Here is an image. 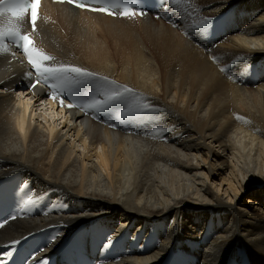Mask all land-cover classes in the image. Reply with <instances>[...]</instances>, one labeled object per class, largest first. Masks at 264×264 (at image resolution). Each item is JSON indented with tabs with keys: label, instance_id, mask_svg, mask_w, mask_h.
Listing matches in <instances>:
<instances>
[{
	"label": "bare ground",
	"instance_id": "obj_1",
	"mask_svg": "<svg viewBox=\"0 0 264 264\" xmlns=\"http://www.w3.org/2000/svg\"><path fill=\"white\" fill-rule=\"evenodd\" d=\"M176 7L178 28L65 5L39 17L35 47L51 63L133 90L112 124L84 132L51 100L26 97V56L0 54V180L16 191L0 245L46 228L45 252L95 239L124 249L100 264H264V0ZM224 14L234 31L203 51L204 19Z\"/></svg>",
	"mask_w": 264,
	"mask_h": 264
},
{
	"label": "snow or ice",
	"instance_id": "obj_2",
	"mask_svg": "<svg viewBox=\"0 0 264 264\" xmlns=\"http://www.w3.org/2000/svg\"><path fill=\"white\" fill-rule=\"evenodd\" d=\"M70 2L77 4L79 7H89V0H70ZM178 2L179 0H172L173 4H177ZM40 3L41 0H0V17L5 15L8 17L6 26L0 25V41L10 40L14 42L16 47L27 57L28 63L38 77L34 80L32 87L35 88L42 79L50 88L55 90L49 94L54 99L57 92L62 93L66 90L69 97L74 101V103L67 104L68 108L87 107L100 112L110 110L112 107L118 105H129L134 95L132 89L115 86V82L108 80L107 77L97 78L95 73L83 67L51 63L54 57L35 47V41L31 34L21 30V22L27 18L32 31H36ZM90 10L104 12L108 15H116L109 8L93 7ZM136 14L134 8L127 6L120 13L124 17H131ZM144 14L143 11L140 12V15ZM210 23L211 18H205L201 27L206 29ZM225 70L221 69V71ZM28 75L32 76V72H29ZM85 84L89 85L88 89L77 87ZM85 92H87L89 102L83 105L78 103V101L82 99ZM64 103V98L61 97V106H64ZM137 107H140L138 102ZM142 107L147 109L148 105L144 104ZM2 226L3 223L0 222V227ZM8 254L10 255L11 253Z\"/></svg>",
	"mask_w": 264,
	"mask_h": 264
},
{
	"label": "rangeland",
	"instance_id": "obj_3",
	"mask_svg": "<svg viewBox=\"0 0 264 264\" xmlns=\"http://www.w3.org/2000/svg\"><path fill=\"white\" fill-rule=\"evenodd\" d=\"M63 12H65V11H63ZM249 185H250V184H249ZM248 188H250V187H248ZM248 188L246 189L247 191H249ZM216 190H217V188H216ZM247 196H248V195H247ZM246 198H247V197H246ZM244 199H245V198H244ZM244 203H245V201H244ZM238 205H239V204H238Z\"/></svg>",
	"mask_w": 264,
	"mask_h": 264
}]
</instances>
